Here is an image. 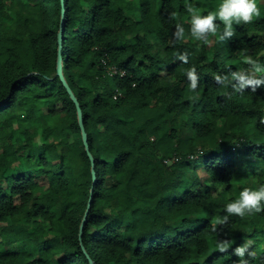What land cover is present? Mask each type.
Instances as JSON below:
<instances>
[{
  "label": "trees",
  "instance_id": "16d2710c",
  "mask_svg": "<svg viewBox=\"0 0 264 264\" xmlns=\"http://www.w3.org/2000/svg\"><path fill=\"white\" fill-rule=\"evenodd\" d=\"M220 2L64 0L62 21V0H0V264H239L245 243L264 264V212L218 223L264 185V86L214 80L247 71L244 50L264 64V0L231 39L195 41L186 5Z\"/></svg>",
  "mask_w": 264,
  "mask_h": 264
},
{
  "label": "clouds",
  "instance_id": "9594fccd",
  "mask_svg": "<svg viewBox=\"0 0 264 264\" xmlns=\"http://www.w3.org/2000/svg\"><path fill=\"white\" fill-rule=\"evenodd\" d=\"M186 11L190 15L191 37L205 45L210 43L209 37L216 38L220 42L231 39L235 35L234 25L251 23L254 18L261 15L257 0H221L217 9L208 12L206 15L200 14L199 10L191 4L186 5ZM169 17L174 18L175 13H170ZM221 25L223 26L222 30ZM184 36L183 24L177 23L173 32L174 40H183ZM244 52L243 63L249 66L248 70L231 71L230 75L217 74L214 76L217 85L224 88L230 87L237 93H243L246 89L256 92L259 87L264 86V64L247 55L246 50ZM177 58L183 63L188 62L187 53L179 54ZM186 75L190 89L196 92L199 86V77L195 67L187 70ZM261 123H264V119L261 120ZM225 211L226 215L218 221L220 224H226L229 216L232 215L243 218L248 214L264 212V185L255 190L244 188L239 192L237 199L231 200L225 205ZM231 243L233 242L230 240L220 241L217 248L219 251L225 252ZM249 247L250 243H245L234 249V254L241 258L239 264H248V260L243 258L246 254L248 256L253 255L249 251Z\"/></svg>",
  "mask_w": 264,
  "mask_h": 264
},
{
  "label": "water",
  "instance_id": "95a60500",
  "mask_svg": "<svg viewBox=\"0 0 264 264\" xmlns=\"http://www.w3.org/2000/svg\"><path fill=\"white\" fill-rule=\"evenodd\" d=\"M62 5H63V9H62V16H63L62 17V21H63L64 18H65V8H64L65 5H64V0H62ZM59 40H60V43H61L62 42V30L59 33ZM61 47H62V45H61ZM61 47H60V52H59L58 73L61 76L62 80L64 81L65 86L67 87L70 95L72 96V98L74 99V101H75V103L77 105L78 113H79V120H80L81 127H82V130H83L84 142L86 144L88 154H89L91 160L94 162V157H93L92 153L89 150L88 137H87V133H86V130H85V127H84V124H83V113H82V109L80 107V104H79V101H78L77 97L75 96L73 90L71 89V87L69 86V84L67 83V81L65 80V77H64V74H63ZM93 175H94V180H96V172H95V170H93ZM92 199H93V195H91V197L89 199L88 207H87V210L85 212V216H84L83 221H82V224H81V232L83 231V228H84V226L86 224V221H87V218H88V214H89V211H90V208H91ZM91 264H94V263L91 261Z\"/></svg>",
  "mask_w": 264,
  "mask_h": 264
},
{
  "label": "rangeland",
  "instance_id": "374dc122",
  "mask_svg": "<svg viewBox=\"0 0 264 264\" xmlns=\"http://www.w3.org/2000/svg\"><path fill=\"white\" fill-rule=\"evenodd\" d=\"M262 0H257V2H261ZM200 12V11H199ZM201 14V12H200ZM195 40V39H194ZM196 41V40H195ZM201 174L203 175V172L201 171Z\"/></svg>",
  "mask_w": 264,
  "mask_h": 264
}]
</instances>
